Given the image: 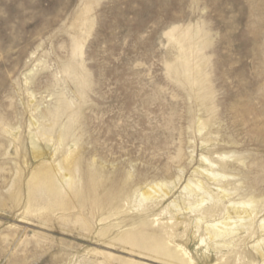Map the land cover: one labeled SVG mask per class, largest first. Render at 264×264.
I'll use <instances>...</instances> for the list:
<instances>
[{
	"label": "rangeland",
	"instance_id": "obj_1",
	"mask_svg": "<svg viewBox=\"0 0 264 264\" xmlns=\"http://www.w3.org/2000/svg\"><path fill=\"white\" fill-rule=\"evenodd\" d=\"M189 31L191 44L202 45L191 59H203L211 114L169 74L178 57L174 40ZM74 41L83 50L77 56ZM66 65L86 75V85L69 78ZM60 95L81 112L74 132L84 170L100 169L106 186L130 174L140 192L176 182L155 215L209 152L248 156L251 180L264 186V0H0V122L19 137L13 142L0 125V264H162L131 254L114 240L117 230L102 236L100 225L75 223L77 209L64 220L49 210L39 218L26 212L32 173L44 161L32 152L33 109L53 108ZM210 115L215 140L207 144L196 119ZM36 144L45 158L52 154L53 144ZM145 214L133 199L121 220ZM188 250L199 264L215 263L201 258L198 241Z\"/></svg>",
	"mask_w": 264,
	"mask_h": 264
},
{
	"label": "bare ground",
	"instance_id": "obj_2",
	"mask_svg": "<svg viewBox=\"0 0 264 264\" xmlns=\"http://www.w3.org/2000/svg\"><path fill=\"white\" fill-rule=\"evenodd\" d=\"M81 19L82 24L89 23L87 17L81 16ZM190 34L189 31L185 37L174 38L178 57L168 66L169 74L211 114L212 93L206 85L207 74L201 66L203 59L196 63L191 59L194 54L200 56L202 45L194 44L198 40L191 44ZM77 43L74 46L76 56L83 51ZM76 68L66 65L65 72L76 84L86 85V75L79 74ZM83 95L81 93L80 97ZM74 104L60 95L53 108L42 111L36 106L33 109L37 123L31 140L32 152L35 158L44 161L32 173L28 185L29 202L25 207L28 214L39 218L49 210L64 220L69 212L77 209L80 214L74 219L75 223L100 225L102 236L117 230L114 240L129 247L131 254L162 264H199L188 250L190 241H198L204 246L201 258L214 264H264V186L251 180L255 162L248 156L217 153V157L212 158L210 152L200 155V165L193 176H189L182 192L160 212L169 217L160 222L156 219L160 215H155L154 210L169 197L173 191L170 186H176V182L148 185L147 190L140 192L132 190L130 174L120 184L106 186L100 169L91 166L85 171L81 141L74 132L81 112L74 110ZM64 118L66 121H62ZM0 125L4 134L12 136L13 142L19 141V137L10 132L9 125L1 122ZM213 125L211 115L208 120L196 119L197 132L207 131L203 143L215 140L211 130ZM36 141L53 144V152L48 158H45L46 150ZM70 142L75 143V149L69 147ZM57 156L59 158L55 159ZM50 157L52 161L48 162ZM181 178L177 177V181ZM81 185L86 188L82 190ZM70 196L76 198L79 206L70 203ZM133 199L139 207L145 208L146 214L137 221L131 218L125 222L127 219L121 220V217L127 214ZM38 200L45 204L36 206L34 202ZM124 262L140 264L132 260Z\"/></svg>",
	"mask_w": 264,
	"mask_h": 264
}]
</instances>
